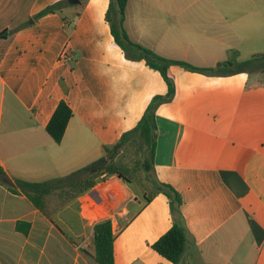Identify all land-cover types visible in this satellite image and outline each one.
Returning a JSON list of instances; mask_svg holds the SVG:
<instances>
[{
  "label": "crops",
  "instance_id": "0c3cea01",
  "mask_svg": "<svg viewBox=\"0 0 264 264\" xmlns=\"http://www.w3.org/2000/svg\"><path fill=\"white\" fill-rule=\"evenodd\" d=\"M58 1L0 0V165L14 182L62 178L108 160L106 149L168 93L159 71L116 43L110 0L67 9L82 11L67 15L71 21L35 19ZM124 26L133 42L199 68L234 52L239 62L264 52V0H129ZM65 50L70 62L61 59ZM169 75L176 95L157 111L154 172L183 196L190 241L179 264H264V73L171 66ZM62 100L74 116L56 143L46 127ZM129 188L103 174L87 192H53L41 210L0 184V264H99L88 239L82 249L72 239L75 224L93 239L105 219L116 234L115 264H173L153 249L173 226L168 198L146 203ZM55 195L58 210L50 206ZM19 222L30 224L27 233Z\"/></svg>",
  "mask_w": 264,
  "mask_h": 264
},
{
  "label": "trees",
  "instance_id": "16d2710c",
  "mask_svg": "<svg viewBox=\"0 0 264 264\" xmlns=\"http://www.w3.org/2000/svg\"><path fill=\"white\" fill-rule=\"evenodd\" d=\"M86 2L88 0H81ZM129 0H110L106 13V20L111 27L112 35L116 43L124 50L125 55L130 60L146 61L152 69L159 71L168 85V93L164 96H155L148 105L144 115L137 125L125 132L119 144L122 147L128 145L136 146V150L143 156L141 166L146 171V182H148V192L142 195V199L147 203L156 195L164 194L169 200L170 212L173 219V226L165 233L154 245L153 249L165 257L173 264H179L184 256L186 247L190 241V235L186 226L185 218L182 213L184 203L182 194L171 184L159 181L154 172V158L157 142V124L156 116L158 108L166 103L173 101L176 95V86L174 80L169 75L171 66H180L193 72L205 74L220 73H264V54L260 57L239 62L237 52H234L231 59L219 63L214 68H199L187 62L166 59L153 50L133 42L124 26L125 12ZM73 7L68 0L55 2L41 10L35 19H40L49 14H60L66 21H71L65 14L67 9ZM79 15V14H77ZM67 25H70L67 23ZM227 72V68H233ZM63 87L66 89L64 83ZM74 116V111L66 100H62L57 106L51 117L46 130L56 143H61L67 127ZM108 160L105 165L94 167V164L78 170L68 176L57 178L44 182H29L21 179L15 180V187L4 183V178L8 177L3 167L0 165V184L7 186L14 193L25 194L34 205L44 210L46 197L56 191H66V189L84 193L90 190L95 184L96 179L103 175H118L128 185L134 184L136 178L135 170L131 169L125 163L116 161L115 158L119 152L106 149ZM17 229L27 233L30 224L19 222ZM114 233L111 219L102 220L94 225L93 244L95 247V259L99 264H115L114 260Z\"/></svg>",
  "mask_w": 264,
  "mask_h": 264
},
{
  "label": "rangeland",
  "instance_id": "374dc122",
  "mask_svg": "<svg viewBox=\"0 0 264 264\" xmlns=\"http://www.w3.org/2000/svg\"><path fill=\"white\" fill-rule=\"evenodd\" d=\"M99 3L101 4V6L104 5V0L103 1L100 0ZM71 8L72 7H70V9ZM79 13L81 16L82 11H79ZM65 14L71 18L78 16L76 14V11L68 13V11L66 10ZM65 51H67V50H65ZM262 54H264V52H262ZM262 54H257L255 57H260ZM75 64H76V61L73 62L74 67H75ZM105 111H106V109H104V107H102L101 108V114H105ZM118 144H119V142L109 146V148L114 151L116 146H118ZM114 152H119L115 158L116 161H121V162L125 163L127 166H129L131 169L135 170L136 178L134 179V184L129 185L130 193L133 195H137V196L142 197V195L144 193H146V191L148 192V186H147L148 182H146V179H145L147 173H146V171H144V169L141 166V161L143 162V156L138 152V150H136V146H132V145H128L126 147H122L120 145V147ZM108 156L109 155H107V157ZM103 158H105V157L103 156V157L99 158L94 164H96L97 162H99ZM63 194H64L63 192H58L59 197H62ZM58 195H55L54 197H52L51 203H50V206L55 210L60 209L62 206V202L60 200H58V198H57ZM73 220H75V218H73ZM75 221L77 222V220H75ZM74 227L76 228L75 234L77 235V237H73V239H72L73 243L80 244L85 239H88L91 242L88 249L89 248L94 249L93 239L89 237V233H87L86 236H81V233L84 232L83 228L81 226H78L77 224H75Z\"/></svg>",
  "mask_w": 264,
  "mask_h": 264
},
{
  "label": "water",
  "instance_id": "95a60500",
  "mask_svg": "<svg viewBox=\"0 0 264 264\" xmlns=\"http://www.w3.org/2000/svg\"><path fill=\"white\" fill-rule=\"evenodd\" d=\"M69 4L72 6H77V5H81L82 1L81 0H68ZM120 147V144H118V146H116L115 150L116 151L118 148ZM107 162V158H103L102 160H100L99 162H97L96 164H94V167H99L104 165ZM4 183L11 186V187H15L16 184L15 182L10 178V177H6L4 178Z\"/></svg>",
  "mask_w": 264,
  "mask_h": 264
},
{
  "label": "built area",
  "instance_id": "2783aa9c",
  "mask_svg": "<svg viewBox=\"0 0 264 264\" xmlns=\"http://www.w3.org/2000/svg\"><path fill=\"white\" fill-rule=\"evenodd\" d=\"M61 59L66 61V62H70L72 60L71 54L68 51H64L61 55ZM89 244L88 241L84 240L82 241L80 244L77 245L78 249H82L87 247Z\"/></svg>",
  "mask_w": 264,
  "mask_h": 264
}]
</instances>
